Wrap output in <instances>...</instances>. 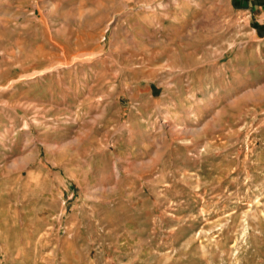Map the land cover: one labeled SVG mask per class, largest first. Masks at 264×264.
Returning <instances> with one entry per match:
<instances>
[{
	"label": "rangeland",
	"instance_id": "obj_1",
	"mask_svg": "<svg viewBox=\"0 0 264 264\" xmlns=\"http://www.w3.org/2000/svg\"><path fill=\"white\" fill-rule=\"evenodd\" d=\"M0 264H264V0H0Z\"/></svg>",
	"mask_w": 264,
	"mask_h": 264
}]
</instances>
